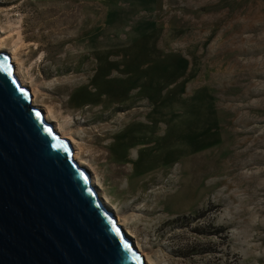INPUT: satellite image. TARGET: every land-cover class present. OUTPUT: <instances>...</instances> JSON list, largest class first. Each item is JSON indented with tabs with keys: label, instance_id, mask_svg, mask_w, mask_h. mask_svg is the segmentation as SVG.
<instances>
[{
	"label": "rangeland",
	"instance_id": "rangeland-1",
	"mask_svg": "<svg viewBox=\"0 0 264 264\" xmlns=\"http://www.w3.org/2000/svg\"><path fill=\"white\" fill-rule=\"evenodd\" d=\"M0 39L148 264H264V0H0Z\"/></svg>",
	"mask_w": 264,
	"mask_h": 264
},
{
	"label": "water",
	"instance_id": "water-1",
	"mask_svg": "<svg viewBox=\"0 0 264 264\" xmlns=\"http://www.w3.org/2000/svg\"><path fill=\"white\" fill-rule=\"evenodd\" d=\"M0 52V264H146Z\"/></svg>",
	"mask_w": 264,
	"mask_h": 264
},
{
	"label": "bare ground",
	"instance_id": "bare-ground-1",
	"mask_svg": "<svg viewBox=\"0 0 264 264\" xmlns=\"http://www.w3.org/2000/svg\"><path fill=\"white\" fill-rule=\"evenodd\" d=\"M128 42V39L126 38V37H119L118 38V40H117V45L118 46H113V47H111L109 50H108V52H107V55L108 56H117L119 53H120V51H121V48H119V46L120 45H123V44H126ZM9 50V47H8V45H6V43L3 41V40H1L0 39V52H6L7 53V51ZM142 57H143V55H142V53L141 52H138V54H137V58L138 59H142ZM14 63V62H13ZM15 73L17 74V76H18V78L20 79V81H21V83L23 84V86L24 87H27V80H25L24 78H20V76H19V72H18V70L17 69H15ZM33 92V91H32ZM33 96H32V103H33V105L34 106H36V107H40L41 109H43V111H44V114H45V116H44V119L47 121V122H49V123H51V124H53L54 125V128H55V130L62 136V138H65V139H69L70 141H71V143H72V145H73V147H74V159L79 163V165L80 166H83V167H85L86 168V165H88L87 164V162L86 161H84L83 159H82V157H81V152H80V150L78 149V147H77V145H76V141H75V139L73 138V137H71V136H69L68 135V133L66 132V130L61 126V125H59L58 123H57V120H56V118L54 117V115H52V113L50 112V111H46V109L44 108V106L43 105H41L40 103H39V101H38V99H37V97H36V94L35 93H33L32 94ZM171 104V103H170ZM117 105V104H116ZM119 105V104H118ZM118 109V107H116L114 110H117ZM125 132H127V131H125ZM124 132V133H125ZM109 137V135H108V133H107V135L104 137V138H100L101 139V141L102 140H104V139H107ZM110 137H111V135H110ZM127 137H129V135L127 136ZM189 135H188V133H186V134H183L182 136H181V140L182 141H187L188 139H189ZM125 145H126V143H125ZM112 147H113V144H111V145H108V146H106L105 147V149L107 148L108 150H110L111 151V153H112V155L110 156H108V158L109 157H112L116 162H120L118 159H120L121 158V156L122 155H119L120 156V158L118 157V155H117V157L118 158H116V156H115V154L113 153V149H112ZM127 147L129 148V150L130 149H135L136 147H137V143H136V141H135V139H132V137L129 139V141H128V143H127ZM126 148V147H125ZM138 148V147H137ZM203 149V148H202ZM121 154V153H120ZM139 155H140V160L142 161V153H141V151H139ZM125 155L123 154V157H124ZM107 158V159H108ZM88 169V168H87ZM136 169H138V164L137 163H133V170L135 171ZM141 173H144V178H145V181L147 180V175H148V173L146 174V172H141ZM95 179H93L91 182H92V185H93V187H95L96 188V191H97V193H98V195H99V199L102 201V203H103V205L105 206V207H107L108 209H111L110 211L111 212H113L112 211V209H115V205L113 204V203H111L108 199H105V198H103V197H101V195H100V190H98V188H97V183H95V181H94ZM124 193L126 194V195H128V196H130V197H132V196H134L135 195V191L132 189V187H129V188H127L126 190H124ZM160 203V202H159ZM161 204V203H160ZM161 205H163V204H161ZM116 217V216H115ZM117 219V218H116ZM119 220V219H118ZM118 222V221H117ZM120 226H122V227H124L125 228V224L124 223H122L121 222V220H120V223H118ZM125 233H126V235L129 237V238H131L130 236H133V232L129 229V228H125ZM143 255V254H142ZM144 256V255H143ZM145 262H146V264H148L149 262H147L146 261V259H145Z\"/></svg>",
	"mask_w": 264,
	"mask_h": 264
}]
</instances>
